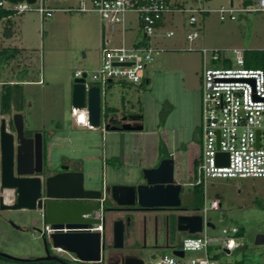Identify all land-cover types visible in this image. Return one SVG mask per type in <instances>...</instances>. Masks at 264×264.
<instances>
[{
    "label": "rangeland",
    "instance_id": "374dc122",
    "mask_svg": "<svg viewBox=\"0 0 264 264\" xmlns=\"http://www.w3.org/2000/svg\"><path fill=\"white\" fill-rule=\"evenodd\" d=\"M177 1L184 5L185 10L190 8L199 9L207 14H194L196 24L191 26L188 24L189 13L168 12L155 32V36L149 40L143 38L135 22V15L128 14L126 15L128 23L124 33L125 44L139 47L151 46L163 50L154 58L153 63L165 56L190 60L189 75L194 90H196L191 96L193 106L191 114L192 122L196 128L193 132L192 142L189 145V152L186 155H181L180 150L174 149L172 151L176 162L174 180L183 184L180 192L181 208L188 207V212L195 214L199 213L204 203L208 208L212 200L218 202V209L208 211L206 216L208 219L206 236L208 239L213 240L207 248L208 257L211 260L217 264H264V245L256 246L254 244L255 237L264 233V178L208 179L202 196L194 187L202 147L200 105L203 63L199 51L201 49L218 51L219 55L230 60L233 59L232 50L252 51L254 53L250 55L251 61H262L264 66V12H235L233 13L235 17L233 21H230L228 14H225V20L221 21L219 14L216 12L217 10L221 8L230 9V5L233 9H252L254 8V0ZM46 2L48 7L60 9L75 8L78 5V0L58 2L46 0ZM169 7L172 10L176 9L172 1ZM9 19L10 23H7L6 20H0V47L1 45L2 47H18V37H20L23 40V45L28 47L31 63H27L26 67L19 65V59L27 57L26 54L22 58L9 57L8 53H1L0 49V81H9L12 78L19 80L23 78L41 79V85H19L17 88L12 89L15 101L19 105L15 107L14 113H20L23 116L26 135L40 132L44 137L45 144H47L49 139L50 141H52L51 139L55 140L54 132L58 135L65 131L63 121L71 111L70 89L74 80L73 74L76 71H86L88 74L86 83L92 84L89 76L99 67L100 50L103 47L102 30L106 39H109L108 46L120 45L121 32L119 28L115 29L113 33L103 29L99 17L95 13L55 12L51 18L40 23L38 14L30 11L21 15H13ZM10 30L14 32L15 37L8 40L5 35ZM193 30H197L199 37L193 42H188L186 35ZM169 31L173 32V36L167 38L165 33ZM209 57L207 55V67L220 66L211 63ZM195 71L197 72L195 73ZM69 77L71 86L67 83ZM142 87L139 85L132 88L124 87L126 94L123 95V99L125 102H129L127 110L134 108L136 112H142L143 130L149 131L155 127L154 118L156 116H153L150 110L154 99L152 95L147 97V95L142 94L146 91L144 81ZM109 92L108 89H105L102 96V101L106 106L111 104ZM120 98L121 95L119 94L117 98L119 107H121L122 102ZM197 101H199L198 115L196 110L194 111ZM169 111L168 106L164 105L161 116L164 117ZM59 125L60 128H55ZM175 129L174 126H170L167 130H174L175 132L172 135L182 139L184 137L183 132L177 133L178 130ZM8 130L13 131L12 128H8ZM72 137L77 139V136ZM88 139L92 140L93 136L90 134ZM96 141L98 140L96 139ZM47 145H49V142ZM72 145L68 147H60L58 144L51 145L49 151L47 150L45 153L47 160L46 174H52L59 170L61 166L66 165L62 162L63 156L71 160L69 166L72 169L83 173L86 188L101 190L102 187L105 188V185L107 187L113 185L134 186L138 183L135 175L140 174L141 177V171L146 169L143 166L132 174L128 172L129 170L120 169L117 166L102 168L101 163L93 159L85 162L84 164L87 166L85 165L80 170L79 165L81 163L76 159L82 158L84 154L94 155V152L84 151ZM107 209H109L108 206ZM145 213L136 212L131 217L134 225L143 224V221H145L146 234L144 241L140 240L138 244L135 232L131 233L129 240L136 247L141 248L140 251H142L146 263L154 264L157 255H159L153 249L154 233H156L157 247L163 245L166 219L168 220V229L171 225L175 228V218L182 212ZM39 215V211H0V253L24 260L31 258L35 260L43 257L44 249L40 234L37 232L42 228ZM123 217V214H119L114 216L113 219H122ZM154 217H156L155 226L153 225ZM110 223L107 226L109 236ZM223 228L228 230L236 228L238 231L234 238L239 244V248L229 255L223 252L221 242L223 237L221 230ZM185 237V234H178L177 243L180 245ZM105 244V251L108 252L106 238ZM52 254L55 255L56 253L52 251ZM56 255L68 264H81L74 262L71 256L65 253ZM161 255L169 256L171 253L163 250ZM194 256L203 257L204 253H186L187 258ZM51 263L54 262L42 261L38 264ZM0 264L35 263L17 262L0 257Z\"/></svg>",
    "mask_w": 264,
    "mask_h": 264
},
{
    "label": "built area",
    "instance_id": "2783aa9c",
    "mask_svg": "<svg viewBox=\"0 0 264 264\" xmlns=\"http://www.w3.org/2000/svg\"><path fill=\"white\" fill-rule=\"evenodd\" d=\"M51 1V0H49ZM168 0H78L75 8H50L46 0H35L33 4L24 1L9 3L0 0V10H6L13 15H21L34 11L41 20L48 19L55 12L96 13L99 16L103 29L113 33L119 28L121 32L120 45L108 46L109 39H103L100 51V63L96 71L89 76L92 85L100 90V96L105 93L109 82L127 81L131 84L141 85L142 72L153 62L163 50L151 46H127L124 33L128 23L126 15H135V22L144 39L149 40L161 25L168 12H187L190 14L188 24L194 26V14H205V11L194 9H169ZM221 21L228 14L230 21L235 20V12H264V0H254L252 9H219L216 11ZM173 32L165 33L170 38ZM199 37L197 30L186 35L188 42H193ZM203 70L201 74V105L200 119L202 131V147L194 186L205 189L208 179H246L264 178V69H252L244 66L243 51L232 50L233 59L219 55L218 51L201 49ZM207 55L211 63L219 67H207ZM229 63V66H225ZM88 77L85 71H76L74 79ZM14 113H9L5 118L9 120ZM72 117L77 125L93 129L88 123L86 108L71 109ZM102 114V102H101ZM0 118H2L0 116ZM101 133L106 129L102 121L97 128ZM218 153L227 154L225 159L217 160ZM105 196L99 200V209L95 219L99 221L97 228H88L87 231L102 234V205ZM218 202L212 200L208 208L205 203L199 215L203 218L202 229L194 235H187L177 248L183 252L182 258L173 255L158 256L154 264H217L207 254L209 243L206 231L208 228V211H216ZM60 231L45 225L43 232L51 234ZM61 232H66L62 229ZM236 228L221 230L223 252L231 254L239 247L234 235ZM56 254L64 253L61 249H53ZM186 253H204L203 257H186ZM55 254V255H56ZM57 256V255H56Z\"/></svg>",
    "mask_w": 264,
    "mask_h": 264
},
{
    "label": "water",
    "instance_id": "95a60500",
    "mask_svg": "<svg viewBox=\"0 0 264 264\" xmlns=\"http://www.w3.org/2000/svg\"><path fill=\"white\" fill-rule=\"evenodd\" d=\"M9 3L26 2L33 4L35 0H4ZM54 2L66 0H51ZM71 107L86 108L88 123L97 129L103 121L101 114V96L97 86L86 83L85 76L74 79L71 86ZM10 123L14 132L7 131ZM106 129L111 131L141 132L142 116L130 115L122 117L117 127L110 124ZM46 147L44 137L40 132L26 136L23 116L14 113L7 120L0 118V211H39L42 228L40 234L44 256L34 261H51L67 264L63 259L50 255L53 249H61L71 256L74 262L82 264H149L144 260L142 251H137L134 244L125 250L124 238L128 234L130 219H115L110 223V243L105 251L106 225L104 214L118 213L123 209L136 207L141 211L171 210L182 212L175 218V234L194 235L202 229L203 218L199 213L187 214L181 209L180 192L182 186L174 180L173 157L160 160L155 168L141 171V183L137 185H113L101 190L86 188L84 176L80 171L70 166H61L58 173L46 176ZM217 160L225 159L227 154L218 153ZM5 195V196H4ZM111 202L114 209H104L102 205V234L87 231L97 228L99 221L95 215L99 209V200ZM168 232V220L166 219ZM47 225L55 230L47 234L43 227ZM208 225V224H207ZM65 229L66 232H61ZM143 234V240L145 239ZM166 234L163 249L171 255L182 258L183 252L177 246L170 244ZM154 248H158L156 233L153 238ZM256 246L264 245V233L255 237ZM153 248V249H154ZM154 249V250H155ZM103 255L101 256V254ZM0 257L17 261L30 262L33 259H16L0 253Z\"/></svg>",
    "mask_w": 264,
    "mask_h": 264
},
{
    "label": "crops",
    "instance_id": "0c3cea01",
    "mask_svg": "<svg viewBox=\"0 0 264 264\" xmlns=\"http://www.w3.org/2000/svg\"><path fill=\"white\" fill-rule=\"evenodd\" d=\"M96 14V13H95ZM207 13L203 14L206 15ZM11 16L7 18H2L0 20H6L7 23H10ZM99 17V16H98ZM40 23L45 19L41 20L39 17ZM100 21V19H99ZM8 40H11L12 37H15L14 32L10 30L5 35ZM105 38L104 31L102 30V42ZM22 39L18 37V47H0L1 53L9 54V57H21L25 56V58L19 59V65L27 66V63L30 64V52L28 51V47L23 45ZM101 51V50H100ZM190 60H185L184 58H175L171 56H165L157 60L156 62H152L149 64L143 71L142 83L139 85L143 88V81L146 85V91L142 94L147 95V97L153 96V104L151 105L150 110L152 111L151 114L156 116L155 123L153 130L144 131L142 129L141 132H129V131H111L106 130L104 133H101L98 129H89L83 126L77 125L72 117L71 111L69 116L63 121V126L65 131L56 135L57 133L54 132L53 136H55V140L51 139L50 141L48 135L47 138L49 139L48 142L45 144L47 145L46 151L50 149L51 145L54 144L60 145V147L70 146L77 147L84 151L94 152V155L91 154H84L82 158H77L78 162L81 163L79 168L85 167V162H89V160H97V162L101 163V167H108L114 168L113 166H117L120 169H127L128 172L132 174L138 168L145 166L146 168H155L158 166L160 160L169 158V156L173 157L174 166H175V155L173 154V150H180L181 155H186L189 152V145L192 142L193 132L196 128L195 124L192 122V111L193 106L191 102V96L194 94L196 90L192 85L190 80V69L191 64ZM195 70V69H194ZM86 72V71H85ZM197 71H195L196 73ZM144 79V80H143ZM71 80H67L69 86ZM28 84H37L41 85V79H26L23 78L19 79H9V81H0V95L3 92L4 88L7 85L15 86V85H28ZM137 86L135 84H131L127 81H112L109 82L106 89L110 92L111 104L106 106L103 101L102 102V117L103 122L105 125L109 120H114V123L110 124V127L119 125L118 121L125 116L130 115H141L142 116V125H143V115L135 111L134 108L127 110V106L129 102H125L123 99V95L126 94L124 92V87ZM144 90V89H143ZM71 93V89H70ZM119 94L121 95L122 102L121 107H119V100H117ZM71 95V94H70ZM164 105H167L169 108V112L164 117L161 116L162 110ZM70 109L71 107V99H70ZM123 109V111H121ZM196 114L198 115L199 112V101L196 103ZM14 113V110H12ZM107 113V114H106ZM126 113V114H125ZM7 116V115H5ZM170 126H174L177 133L184 134V137L180 139L179 137L173 136L172 134L175 132L174 130L168 131L167 129ZM55 128H60L59 126H55ZM155 128V129H154ZM90 134L93 136V139H88ZM52 136V137H53ZM72 136H77V139H74ZM74 139V140H73ZM96 139L98 141H96ZM92 141L91 143L86 142ZM62 162L69 166V162L71 161L69 158H65L62 156ZM87 166V165H86ZM77 171V170H76ZM79 171V170H78ZM122 174V171L120 172ZM140 174L135 175V179L138 183H141V180H138L141 177ZM177 180V179H176ZM176 183L183 186L182 183L175 181ZM131 184V183H128ZM134 184V183H133ZM105 188L107 186L105 185ZM106 197V196H105ZM111 203V202H110ZM112 204V203H111ZM136 212L141 213H153L151 211H141V210H129L127 213L125 212H118V213H106L104 214L105 218V225H106V239L108 244L110 243V236L108 225L109 223L114 220V216L123 214L124 216H128L130 219V226L129 231L126 237L124 238V245L125 250H128L132 245V241L130 239V235L132 232L137 234V243L139 244L140 238H142V227L143 224H132V216ZM163 212H172L171 210H165ZM145 213V214H146ZM187 214H192L187 212ZM120 217V216H119ZM166 226V225H165ZM155 231V230H154ZM238 233V232H237ZM163 239V245L164 240ZM187 236V235H186ZM170 244L177 246L179 248V244L173 241L170 238ZM163 245L159 246L158 248H154L155 252H157L161 256L163 249ZM179 245V246H178ZM135 246V245H134ZM157 247V246H156ZM136 250H141L140 247H136ZM239 248V247H238ZM237 248V249H238ZM236 250V249H235ZM234 250V251H235ZM170 252V251H169ZM196 254V253H192ZM199 254V253H198ZM195 257V256H194ZM82 264V263H81ZM257 264V263H252Z\"/></svg>",
    "mask_w": 264,
    "mask_h": 264
},
{
    "label": "trees",
    "instance_id": "16d2710c",
    "mask_svg": "<svg viewBox=\"0 0 264 264\" xmlns=\"http://www.w3.org/2000/svg\"><path fill=\"white\" fill-rule=\"evenodd\" d=\"M174 3V6H176V9H184V5H182L180 2H178L177 0H168V2ZM183 1H191V2H196L197 0H183ZM9 16H12V14L6 10H0V19L2 18H7ZM254 52L250 51V52H244L243 53V57H244V66L246 68H252V69H264L263 66V62L262 61H256V62H252L250 59V55L253 54ZM225 66H229V63H226ZM19 85H15V86H10L7 85L6 88H4L3 92L0 95V116H5L8 115L9 113L12 112V110L15 109L16 106H19L17 101H15V95L12 91V89L15 87L17 88ZM197 188V190L199 191V193L202 196V192L203 189H201L200 186H194ZM107 206L109 209H114V207L112 206V204H109L108 201H105L104 203V209H107ZM198 207H200V205H198ZM131 210H137L136 207L134 208H130ZM181 209H186L189 210L188 207H184ZM199 209V208H198ZM169 234L171 236V238H173L174 234H175V228L171 225L169 226ZM42 261H30V262H26V263H39ZM67 263V262H66ZM51 264H58L56 262L51 263ZM68 264V263H67Z\"/></svg>",
    "mask_w": 264,
    "mask_h": 264
},
{
    "label": "flooded vegetation",
    "instance_id": "af4514ba",
    "mask_svg": "<svg viewBox=\"0 0 264 264\" xmlns=\"http://www.w3.org/2000/svg\"><path fill=\"white\" fill-rule=\"evenodd\" d=\"M2 118L4 117L5 118V116H1ZM8 128H12L11 127V125H10V123H8V126H7V131H9V132H14V130L13 131H10V130H8ZM26 136H32V135H26ZM58 172H60L59 170H56L54 173H52V174H55V173H58ZM52 174H47L46 176H49V175H52ZM129 210H131V209H123L122 210V212H125V213H127ZM138 210V209H137ZM163 211H165V210H155V211H151V212H153V213H158V212H163ZM124 221H126L127 219H129V217L128 216H124L123 218H122ZM153 225L155 226L156 225V217H154V219H153ZM146 232V227H145V221H143V227H142V233L144 234ZM142 234V235H143ZM168 235V238L170 239L171 238V236H170V234H169V231L167 232L166 231V229H165V231H164V235ZM127 235V234H126ZM141 240L142 241H144L143 240V236H142V238H141ZM50 255H52V256H56V255H54V254H52V251L50 252ZM103 255V253L101 254V256ZM58 257V256H57ZM32 259V258H31Z\"/></svg>",
    "mask_w": 264,
    "mask_h": 264
}]
</instances>
